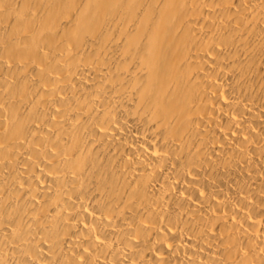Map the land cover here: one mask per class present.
Returning <instances> with one entry per match:
<instances>
[{"label": "bare ground", "instance_id": "bare-ground-1", "mask_svg": "<svg viewBox=\"0 0 264 264\" xmlns=\"http://www.w3.org/2000/svg\"><path fill=\"white\" fill-rule=\"evenodd\" d=\"M0 264H264V0H0Z\"/></svg>", "mask_w": 264, "mask_h": 264}]
</instances>
